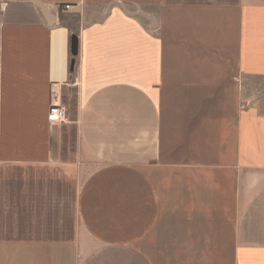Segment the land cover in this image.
Instances as JSON below:
<instances>
[{"label": "crops", "instance_id": "obj_1", "mask_svg": "<svg viewBox=\"0 0 264 264\" xmlns=\"http://www.w3.org/2000/svg\"><path fill=\"white\" fill-rule=\"evenodd\" d=\"M38 1L0 0V264H264V0Z\"/></svg>", "mask_w": 264, "mask_h": 264}, {"label": "rangeland", "instance_id": "obj_2", "mask_svg": "<svg viewBox=\"0 0 264 264\" xmlns=\"http://www.w3.org/2000/svg\"><path fill=\"white\" fill-rule=\"evenodd\" d=\"M61 102L66 109L69 123L63 126L62 131V155L64 158H72L74 155V146L76 139L75 130V105H76V90L75 86L70 84L62 91Z\"/></svg>", "mask_w": 264, "mask_h": 264}, {"label": "built area", "instance_id": "obj_3", "mask_svg": "<svg viewBox=\"0 0 264 264\" xmlns=\"http://www.w3.org/2000/svg\"><path fill=\"white\" fill-rule=\"evenodd\" d=\"M47 117L49 122L53 125H65L70 122L66 109L61 103L59 94L53 89L51 90L50 105Z\"/></svg>", "mask_w": 264, "mask_h": 264}, {"label": "water", "instance_id": "obj_4", "mask_svg": "<svg viewBox=\"0 0 264 264\" xmlns=\"http://www.w3.org/2000/svg\"><path fill=\"white\" fill-rule=\"evenodd\" d=\"M28 1L33 2L34 4H36L41 9L44 17L46 18V20L49 23L53 22L52 16H51L48 8L43 3L39 2L38 0H28ZM77 53H78L77 35L72 34L71 38H70V54L72 55V57H75L77 55ZM70 65H71L70 69L73 70L74 60L71 61Z\"/></svg>", "mask_w": 264, "mask_h": 264}, {"label": "trees", "instance_id": "obj_5", "mask_svg": "<svg viewBox=\"0 0 264 264\" xmlns=\"http://www.w3.org/2000/svg\"><path fill=\"white\" fill-rule=\"evenodd\" d=\"M71 74H72V70H70ZM72 83V82H71Z\"/></svg>", "mask_w": 264, "mask_h": 264}]
</instances>
